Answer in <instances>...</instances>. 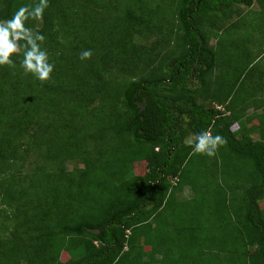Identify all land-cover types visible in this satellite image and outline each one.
I'll list each match as a JSON object with an SVG mask.
<instances>
[{
  "label": "trees",
  "instance_id": "obj_1",
  "mask_svg": "<svg viewBox=\"0 0 264 264\" xmlns=\"http://www.w3.org/2000/svg\"><path fill=\"white\" fill-rule=\"evenodd\" d=\"M39 2L0 0V22ZM253 2L264 6L48 0L25 21L54 70L43 82L25 73L24 40L14 67L0 66V217L11 224L0 264H264V110L246 114L264 107V77L251 82L254 64L234 65L226 43L244 16L235 5ZM205 131L226 143L190 171ZM29 147L40 155L32 165ZM77 158L83 166L67 169Z\"/></svg>",
  "mask_w": 264,
  "mask_h": 264
},
{
  "label": "clouds",
  "instance_id": "obj_2",
  "mask_svg": "<svg viewBox=\"0 0 264 264\" xmlns=\"http://www.w3.org/2000/svg\"><path fill=\"white\" fill-rule=\"evenodd\" d=\"M47 7L48 0H40L39 4L35 7L31 9L22 7L10 20L0 22V66L8 65L14 67V61L10 57L13 53L21 51V48L17 45V41L24 40L26 44L22 47L26 50L23 51V60L21 61V67L24 72L31 73L41 82L50 78L54 70V64L49 62L46 51L42 50L38 43L42 42L45 37L38 32L33 33L29 28L25 27L27 19L30 17L39 19ZM91 56L92 51L90 49L84 50L80 54V59L86 60L91 58ZM219 110L225 112L224 107ZM225 143L226 141L221 135L214 136L210 132L205 131L195 137L194 154L214 157L218 148Z\"/></svg>",
  "mask_w": 264,
  "mask_h": 264
},
{
  "label": "crops",
  "instance_id": "obj_3",
  "mask_svg": "<svg viewBox=\"0 0 264 264\" xmlns=\"http://www.w3.org/2000/svg\"><path fill=\"white\" fill-rule=\"evenodd\" d=\"M239 4L243 7L240 8L242 9L240 10L241 16H244L241 18V22L237 30L234 31L236 27L233 28L232 31L230 30L226 36V43H228V41L229 44L232 42L231 46L236 47L235 52H237L239 55L238 57H234L231 62L234 65H239L244 59H246L247 61H251L254 66H262V70H264V6L256 4L255 2H253L249 7L244 6L242 3H238V5ZM237 8L239 9L238 6ZM224 25L222 24V28ZM240 52L241 55L239 54ZM260 69L261 68H258L257 71ZM217 75L218 70L214 71L212 74L213 78H216ZM251 82H253L252 77ZM253 94L256 95V93ZM260 96V93H257L254 98L256 97L258 100L261 99ZM262 109L263 107L260 109V111H255L254 107H250L246 110V112L250 111V113L258 114L263 111ZM61 257L60 259L62 261H66L68 259L65 254H62Z\"/></svg>",
  "mask_w": 264,
  "mask_h": 264
},
{
  "label": "rangeland",
  "instance_id": "obj_4",
  "mask_svg": "<svg viewBox=\"0 0 264 264\" xmlns=\"http://www.w3.org/2000/svg\"><path fill=\"white\" fill-rule=\"evenodd\" d=\"M239 7V9L240 8H243L240 4L238 5V4H236L235 5V7ZM240 10H242V9H240ZM160 35L158 34V35H156V34H152V35H150V36H148L146 39H140L139 40V43L140 44H142V45H144V46H146V47H149V45H151L152 44V42L153 41H155V40H157V39H159L160 37H159ZM214 42H215V39L214 38H211L210 39V43L211 44H214ZM228 43H229V41H228ZM158 48V47H157ZM258 68H260V66L259 65H256L255 67H254V69H253V71L252 70H250V77H252L253 78V82L255 83V82H257L258 83V78L259 77H261V75H262V77H264L263 75H264V72H263V70L262 69H260L259 71H257V69ZM257 71V72H256ZM261 73V74H260ZM195 82V81H194ZM196 83V82H195ZM256 88V87H255ZM260 89V88H259ZM260 91H261V94L262 93H264V90H261L260 89ZM263 97H264V95H263ZM200 101V100H199ZM206 103V105H210V103L209 102H205ZM216 106H218L220 109H223V107L222 106H224L223 104H215ZM262 110H264V107H263V109ZM226 113H227V111H225ZM246 114L248 115V114H251L250 113V111H248V112H246ZM240 124V123H239ZM237 124H235L234 126H236ZM234 126H233V128H234ZM237 127V126H236ZM30 146H33V145H31V143H30ZM30 149H29V153H27L26 155H25V157H24V159H25V161L27 162V161H29L28 162V164H30V165H32L33 164V161L35 162V160L36 159H38V160H40L39 158H40V155H38L37 154V152L35 151V150H33V147H29ZM228 154V153H227ZM230 156L229 157H232L234 160H236V162L235 163H230V168L231 169H235V172H237V173H239V174H241V172H240V164H241V160L240 159H238L237 160V158H236V155L234 154V155H232V154H229ZM214 157H208V156H206V155H203V154H194V156H193V161L192 162H189L188 163V165H187V168H188V170H190V171H193V169L194 168H197L198 166H201V164H200V162H202L203 164L204 163H207L210 159H213ZM198 160L200 161V162H198ZM229 162H231V160H229ZM28 164H27V166H26V168L24 169V170H27V167H28ZM203 164H202V166H203ZM219 164H221V162H219ZM83 165H82V160H80L79 158H77V159H73L72 161H69L67 164H66V167H67V169H69V170H72V169H74V168H76V167H79V168H81ZM195 166H197V167H195ZM236 167V168H235ZM133 168H134V173L135 174H143L145 171H146V169H145V164L142 162V163H136V164H134V166H133ZM198 169V168H197ZM229 184L230 185H232L233 186V183L232 182H229ZM242 190H240V189H234V188H232V189H228V188H226V193H227V197L229 198V199H231V201H233L234 203H239L240 201H241V198H242ZM183 197H185V198H188V197H190L191 195H192V192H191V189L189 188V187H184L183 188V193L181 194ZM229 202L231 205L227 208L228 210L227 211H230V213H231V215L234 217V214H233V209H232V206L234 205L232 202ZM5 207V205L4 204H2L1 202H0V210L2 209V208H4ZM4 215V214H3ZM228 215V214H227ZM228 217H229V215H228ZM20 221V220H19ZM10 226H11V224H8V223H6L5 222V220H4V218L3 217H0V236H2L3 234L4 235H6V236H3V237H1V238H7L8 236H9V231H8V229L10 228ZM0 238V239H1ZM1 243V242H0ZM65 254V256L66 257H68V254H66V253H64ZM61 259H62V257H61ZM63 260V259H62Z\"/></svg>",
  "mask_w": 264,
  "mask_h": 264
},
{
  "label": "built area",
  "instance_id": "obj_5",
  "mask_svg": "<svg viewBox=\"0 0 264 264\" xmlns=\"http://www.w3.org/2000/svg\"><path fill=\"white\" fill-rule=\"evenodd\" d=\"M218 109H220L219 107H217Z\"/></svg>",
  "mask_w": 264,
  "mask_h": 264
}]
</instances>
